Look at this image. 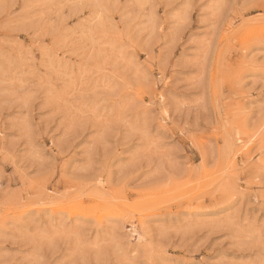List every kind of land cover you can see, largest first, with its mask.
Listing matches in <instances>:
<instances>
[{
    "label": "rangeland",
    "instance_id": "obj_1",
    "mask_svg": "<svg viewBox=\"0 0 264 264\" xmlns=\"http://www.w3.org/2000/svg\"><path fill=\"white\" fill-rule=\"evenodd\" d=\"M0 264H264V0H0Z\"/></svg>",
    "mask_w": 264,
    "mask_h": 264
},
{
    "label": "bare ground",
    "instance_id": "obj_2",
    "mask_svg": "<svg viewBox=\"0 0 264 264\" xmlns=\"http://www.w3.org/2000/svg\"><path fill=\"white\" fill-rule=\"evenodd\" d=\"M253 34V33H252ZM83 207V206H82ZM80 212H82V211H80ZM71 214H74L73 212H71ZM135 230V229H134ZM139 241V240H138Z\"/></svg>",
    "mask_w": 264,
    "mask_h": 264
}]
</instances>
